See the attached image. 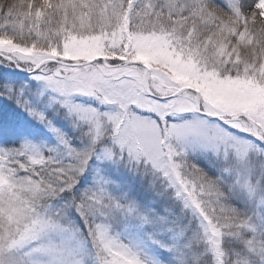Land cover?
Here are the masks:
<instances>
[{
    "label": "rangeland",
    "instance_id": "obj_1",
    "mask_svg": "<svg viewBox=\"0 0 264 264\" xmlns=\"http://www.w3.org/2000/svg\"><path fill=\"white\" fill-rule=\"evenodd\" d=\"M59 1V23L38 11L59 51L5 50L26 79L0 105L37 131L0 135V264H264V55L241 60L245 0ZM213 3L236 21L213 24L231 37L208 57L181 30L219 19Z\"/></svg>",
    "mask_w": 264,
    "mask_h": 264
},
{
    "label": "trees",
    "instance_id": "obj_2",
    "mask_svg": "<svg viewBox=\"0 0 264 264\" xmlns=\"http://www.w3.org/2000/svg\"><path fill=\"white\" fill-rule=\"evenodd\" d=\"M63 1L65 2V0ZM258 1L259 0H245V2L241 4L242 15L244 17L246 28L247 30L252 29V45L241 48L242 51L240 52V57L243 62L250 63V65L254 68H257L258 66V58L264 55V24L260 23L262 20L260 18L261 10L257 5L259 3ZM65 3L69 4V2ZM61 5L62 3H60L59 0L58 2L55 0H0V40H2V43L0 41V88H2V86H8L9 83L11 86H13V84H17V86L20 85L21 87L24 84L22 83L24 82L22 79H26L24 73L20 70H24V65L18 60L17 56L14 55V52L13 54L6 53V46H13V42H20V40L29 41L26 44H30L34 47L41 46V44H45L48 40L51 44L56 45L57 38L60 37L52 32L51 29H58L59 27H46V24L44 23H48V20H44L43 18L42 20L39 16H43V13H38V11L42 6L43 8H47L49 11L51 9L50 7L57 6L60 8ZM256 5L257 7L255 8ZM57 7H55L52 11L50 10L51 12L48 17L49 21L55 18L57 19V22L59 20L61 21V10ZM210 8L213 12H215V14H217V16H219V19L213 23L207 24L206 26L202 25L198 27L192 36L189 35V30H187L184 26L181 30V33H183L185 38H187L188 46L190 44V49L194 46L199 49L203 46H207L210 50V53H207L209 55H207L208 57L212 56L211 53L215 51L217 46L222 41L227 43L230 40L231 34L227 29L232 30V24L236 21V18L225 7L218 6L213 3ZM14 19H17V24L11 22ZM172 19L174 20V18ZM172 19L170 20L172 21ZM222 19H225L227 21L225 23L229 25L227 29H222V32L219 33L213 24ZM39 23L40 25L38 26ZM184 24L189 29V22L188 24ZM48 36H51V38ZM189 36L191 40H189ZM231 40L234 42L235 48L237 44L232 38ZM242 43L245 44L246 42L242 41ZM188 46H186L187 49H189ZM15 47H17V44H15ZM56 47L58 48V45H56ZM59 49L60 47L56 49V51H59ZM52 55L48 54L46 57L49 58ZM5 56L10 58L13 62L5 59ZM18 67L20 69H18ZM56 67L62 70L63 68L68 69L66 66H62L61 64H54L52 66L54 69ZM28 116L29 115H27V112H25L23 108H16L12 106L3 107L0 105V135H19L25 131H30L32 133L36 132V126L28 119ZM261 241L264 244V235L261 236ZM229 247L230 244L228 242L225 244L227 256L229 255ZM226 264H230V262H227Z\"/></svg>",
    "mask_w": 264,
    "mask_h": 264
},
{
    "label": "water",
    "instance_id": "obj_3",
    "mask_svg": "<svg viewBox=\"0 0 264 264\" xmlns=\"http://www.w3.org/2000/svg\"><path fill=\"white\" fill-rule=\"evenodd\" d=\"M48 62H52V63H61L60 61H57V60H47ZM41 66V64H39L38 66H37V68H39ZM181 91H183V90H181ZM180 91V92H181ZM152 97H154V95L148 90L147 91ZM156 98V97H155ZM159 99H164L163 97H161V98H159Z\"/></svg>",
    "mask_w": 264,
    "mask_h": 264
}]
</instances>
